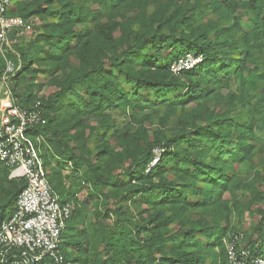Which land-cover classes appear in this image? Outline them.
<instances>
[{
    "label": "trees",
    "instance_id": "16d2710c",
    "mask_svg": "<svg viewBox=\"0 0 264 264\" xmlns=\"http://www.w3.org/2000/svg\"><path fill=\"white\" fill-rule=\"evenodd\" d=\"M11 1L10 14L57 18L40 30L32 26V38H17L0 53V76L10 60L16 68L12 95L29 105L37 97L34 87H43L34 83L32 68L42 56L54 87L40 97L46 122L33 133L43 137L44 166L48 145L51 157L84 165L83 178L94 188L89 195L101 201L95 219L116 216L111 226H89L76 238L87 204L74 203L73 192L47 176L61 200L73 203L60 245L62 264H227L226 243L234 233L228 226L230 199L236 211L241 191L264 200V189L255 187L264 183V169H255L264 163V0H85L93 6L74 0L15 6ZM23 39L25 52L16 47ZM71 49L77 66L67 60ZM188 53L203 61L173 73L172 63ZM66 68L64 78L54 76ZM22 83L27 86L18 91ZM112 112L128 115V123ZM89 139L97 142L94 157ZM73 140H79L77 146ZM155 147L163 152L147 171ZM122 160L128 163L125 186L108 171L110 163ZM243 162L255 169L249 168L250 180L237 172ZM9 171L0 163V222L11 216L26 184L9 178ZM134 194L151 208L139 219L125 205ZM110 199L114 205L102 212ZM172 222L178 230L170 228ZM74 246L80 252L71 257ZM247 247L264 256V236L258 246Z\"/></svg>",
    "mask_w": 264,
    "mask_h": 264
},
{
    "label": "built area",
    "instance_id": "2783aa9c",
    "mask_svg": "<svg viewBox=\"0 0 264 264\" xmlns=\"http://www.w3.org/2000/svg\"><path fill=\"white\" fill-rule=\"evenodd\" d=\"M11 0H0V53L11 49L13 42L26 37L33 22L10 14ZM203 57L188 53L171 65L173 73L189 70ZM14 64L6 60L0 76V163L9 168V178L25 180L17 196L11 216L0 222V264H62L60 250L66 221L73 203L62 201L48 181L41 157V135L33 134L45 124L41 95L31 104H18L10 83ZM163 148L155 147L147 171L153 167ZM226 243L227 264H264V256L253 253L247 245H239L243 235L231 233Z\"/></svg>",
    "mask_w": 264,
    "mask_h": 264
},
{
    "label": "rangeland",
    "instance_id": "374dc122",
    "mask_svg": "<svg viewBox=\"0 0 264 264\" xmlns=\"http://www.w3.org/2000/svg\"><path fill=\"white\" fill-rule=\"evenodd\" d=\"M21 2V1H25V2H30L31 0H13L14 2V6L17 5V2ZM75 2H79V3H83L85 5H89V6H93L91 5L90 2H87L85 0H74ZM102 13L104 12V10L101 11ZM57 18V16L55 14H50L47 15V17H45L44 20H40L37 16H33L31 18L32 22H33V26H36V28H39V26L42 23H45L47 21H55V19ZM106 17L102 16L100 21H105ZM34 29L32 27L31 31L26 35V38H32L34 36ZM33 34V35H32ZM29 40V39H28ZM19 44H16V47L21 48L24 50V52L27 50V40L23 39L20 41H18ZM74 42L71 43V47L74 46ZM42 56H40L39 58V62H36L33 64L32 68L35 69L36 73H35V78H34V83L35 84H42V88H38L37 86L34 87V91L33 93L37 94V95H47L50 92L53 91L54 87L51 84V72L48 71V66L44 63L41 62ZM47 60V59H46ZM67 60L69 62L70 65L72 66H77L78 63V59L75 55V53L73 52V49H71V51L68 53L67 55ZM260 62H264V50L260 55ZM106 66L108 67L109 70H113L114 72H116L113 67H111L109 65V63H106ZM69 68H66V71H62L61 69H57L56 72L54 73L55 77H61L64 78L68 73H69ZM116 75L119 78V81L123 82V78L121 76L118 75V73H116ZM30 76L25 77V79H29ZM27 86L26 84H20L18 87V91H23ZM13 88L12 83H10V89ZM75 96V95H74ZM139 99V98H138ZM136 98V101L138 100ZM141 99V98H140ZM74 100L76 102H78V104H83V101L78 99V96H75ZM143 100V99H142ZM59 114H62V112H60ZM113 115H115L117 117L118 120H120V122H122L123 124H127L128 123V115L123 116L122 114H118L117 112H112ZM140 117L139 115L136 116ZM155 117H152V126L153 128L155 126H157L155 122ZM172 120H174V117L171 118V120L169 121V123L172 124ZM157 122V121H156ZM130 128H135L136 124L133 122L129 123ZM82 129V128H81ZM88 130L86 129L84 131V134H86ZM71 132H74V129H72ZM79 132L81 133L82 131L79 130ZM168 133V132H167ZM79 143V140H73L71 142L72 146H77ZM96 140L93 139H89L87 142V145L90 149V156L94 157L96 148ZM114 144V141H113ZM116 145L114 144L113 147H115ZM45 154L46 155V160H49L48 165L44 166V169L47 172V176H53L55 178V182L59 183V185H62L64 187V189H69L71 192H73V197L70 198V200H72L74 203L77 200L78 202H84L86 203V207L84 208V219H83V223L79 222L76 224L75 228L76 231L74 232V236L76 238L81 236V232H83V230L87 231L89 226H96V225H102L103 227L105 226H111L114 223V220L116 219V216L114 214L109 215V217L104 218V219H95L94 216V208L96 206H98L100 204V199L96 200L95 198H91L90 197V191H92L94 188L89 185L90 183L85 181L83 176H84V172L86 170V167L84 165H82L80 168L75 167L74 162L70 161L68 159H61L59 157H51V147L48 145L45 149ZM78 151V150H77ZM80 152V150H79ZM255 162V161H254ZM43 165H44V161H43ZM127 161L122 160L121 162H119L117 165H112L110 163L109 165V172L113 173V176H115L116 178H120L121 184L122 186H125L128 184V176L126 173H124L125 169L127 168ZM105 166V163L102 164V167ZM101 167V168H102ZM249 166L246 162L240 163L237 167V172L239 173V176H243L246 177L247 180H250V178L252 177L250 171H249ZM256 170L260 171L262 169H264V163L261 165H257ZM255 169H251L250 170H255ZM172 175H169V178H171ZM77 180H79V182H77ZM79 184V188H78V184ZM259 186V189H264V183L258 184L256 183L255 187ZM258 188V187H257ZM58 193V195L60 197L61 196V192L59 190L56 191ZM226 197L228 196L227 194L225 195ZM238 198H240V210L236 211L234 209V206H232L233 203V199H230L231 201L228 204V208H229V212H230V216L228 218V226L232 228V230H234V233H240L243 235L242 240L239 241V245H252V246H258V243L261 239V237H263L264 235H262V231L264 230V200L263 201H258L254 199V195L252 192H247V191H241L237 194ZM102 198V197H100ZM252 200V203L250 204V208L247 209L245 206L246 204L249 203V201ZM120 202V201H119ZM118 202V203H119ZM113 203V204H112ZM117 203V204H118ZM111 205H114V201L112 199H110L107 203L106 206L101 205L100 210L102 212H105L107 208H109ZM125 205H128V207L130 208L131 212L130 214H132L134 216V218H140L142 215L145 216V212L144 210H150V204H148L145 200L142 199V196L139 194H134L130 197V199L127 201V203H125ZM100 206V205H99ZM231 209V210H230ZM260 209V210H259ZM129 214V215H130ZM170 228L173 230H178V224L176 222H172L170 223ZM88 232V231H87ZM77 235V236H76ZM79 250L76 246L70 248V256H77L79 254ZM71 264H77V263H71Z\"/></svg>",
    "mask_w": 264,
    "mask_h": 264
}]
</instances>
